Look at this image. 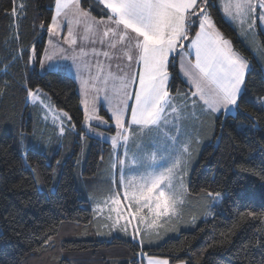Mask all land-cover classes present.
<instances>
[{
	"label": "trees",
	"instance_id": "obj_1",
	"mask_svg": "<svg viewBox=\"0 0 264 264\" xmlns=\"http://www.w3.org/2000/svg\"><path fill=\"white\" fill-rule=\"evenodd\" d=\"M54 4L0 0V264H142L143 255L162 256L170 263L264 264V70L225 20L217 0H207V12L233 50L250 61V68L236 113L210 120L207 134L213 133L212 139L202 145L190 173L188 209L197 221L185 215L173 227L174 235L156 246L114 235L104 214L80 195L84 185L96 189L97 181L104 180L100 173L108 144L87 136L85 162L78 166L80 142L74 139L84 133V114L76 83L61 73L40 74L30 65L32 49L35 61L41 58ZM80 6L96 17L106 14L98 0H80ZM198 24L197 19L189 39ZM257 34L264 50V34L259 29ZM172 56L169 92H184L188 87L179 76L177 54L174 60ZM29 88H40L56 108L68 113L70 128L64 136L53 135L30 112ZM101 113L109 118L102 108ZM36 142L44 155L25 151ZM208 193H221L222 199L219 211L203 218Z\"/></svg>",
	"mask_w": 264,
	"mask_h": 264
},
{
	"label": "snow or ice",
	"instance_id": "obj_2",
	"mask_svg": "<svg viewBox=\"0 0 264 264\" xmlns=\"http://www.w3.org/2000/svg\"><path fill=\"white\" fill-rule=\"evenodd\" d=\"M73 3L79 11L78 0H55V12L47 29L49 34L59 35L57 29L60 27V18L67 17L68 9ZM100 3L106 7L109 14L107 21L100 20L96 23L115 25V27H106L103 37H109L110 34L119 37L118 41H113L109 47L115 49L117 43L123 45L127 42V46L123 49V56L129 62V68L133 60L136 62L135 70L125 72L123 76L115 77L109 72V76L119 80L118 92L123 97L115 106L110 103L108 109L117 129V135L112 137V144L116 148L119 143L123 142L126 148L125 158L120 159L117 156L113 167H116V164L120 166L122 173L120 187L125 191L124 198L130 204L135 202L137 214L142 208H147L149 213L154 214L156 219L152 221V225H155L156 220L161 217L179 215L178 208L183 204L182 196L186 189L182 183L177 188L175 181L178 172L184 173L186 163L184 157L188 155L190 148V141H185L182 145L180 143L179 124L169 120V116H173L175 121L180 120L182 113L187 110L186 101L189 99L179 94L173 97L169 92L170 55L176 53L177 48L180 49L181 70L187 82L195 89L191 93L192 108L196 109L198 104L196 97H198L204 105L202 111L211 113H216L221 108L225 112H230L239 107L249 63L232 49L229 41L223 39L211 15L207 12V0H202V2L201 0H100ZM259 7L264 10V0H260ZM255 9L254 0H229L223 8L228 16L239 19L241 24L247 22L250 17L255 19ZM13 14H15V8H13ZM83 15L88 14L83 13ZM197 19L199 30L187 46L190 51L186 52L184 41L189 39L190 28L195 26ZM259 20L264 22V12L259 16ZM86 32H92L95 35L91 25L86 28ZM81 39H88V36ZM64 40L70 47L77 44L71 21H69V33ZM101 43H104L103 38ZM60 51L64 52V49ZM93 51L96 55H100L99 52ZM193 51L195 62L188 61L185 64V59L190 57ZM81 52L83 53V49ZM102 54L108 59L112 58L108 51ZM61 58L70 59L72 65L68 67L59 65L56 57L47 55L46 50V56L41 61L42 67L47 66V70L54 74L74 70L75 74L80 76L83 66L78 63L77 56H62ZM172 59H175L174 55ZM97 67L103 70L99 62ZM99 75L98 72L97 77ZM129 82L132 84L131 91H129ZM87 85L88 80H83L81 87L85 96H87ZM38 92L39 90L34 92L29 88L27 96L30 99H37ZM176 99H182L185 103L177 105L174 103ZM91 103L94 105V100ZM82 104L85 109L86 123L93 119L100 120L102 124L107 123L102 117L89 114L90 111L95 112V107L90 109L88 99L82 100ZM128 108L131 109L130 119H127L125 115ZM192 115H195V111ZM169 123H173L177 129L174 136H169L168 132L162 129V125L167 126ZM133 126L139 128L141 136L156 130L157 133L163 135L165 140H170L172 143L166 156H158L156 152L144 157L134 154L131 157L132 164L148 170L140 174L138 178L133 177L125 183L123 173L129 159L127 145L134 138ZM60 132H64L63 126ZM141 147L142 145L138 143L137 149ZM25 151H32L37 155L45 154L39 142L26 146ZM142 161H147V163H142ZM208 195L212 196L211 193ZM219 195L217 193L212 197L213 200L216 201ZM109 201L117 205L115 209L109 207V211H116L119 216V198L109 197L105 203ZM247 215L252 216L253 213L248 212ZM108 218L111 219V216ZM143 221L144 218L139 217L138 222ZM127 223L128 221H125V224ZM113 227H116V223ZM50 241L51 237L45 241V244ZM148 264H168V261L149 258Z\"/></svg>",
	"mask_w": 264,
	"mask_h": 264
},
{
	"label": "rangeland",
	"instance_id": "obj_3",
	"mask_svg": "<svg viewBox=\"0 0 264 264\" xmlns=\"http://www.w3.org/2000/svg\"><path fill=\"white\" fill-rule=\"evenodd\" d=\"M202 2V0H201ZM256 4L255 9V19L248 18L247 22L241 24L239 19H233V17L228 16L223 8L226 4L229 3V0H217V4L219 8H221V12L223 17L226 21H228L236 30L238 37L241 39L243 44L252 52L255 59L258 63L262 66L264 70V50L260 45L259 37H258V29L264 34V22L259 20V16L264 12L259 7L260 0H254ZM80 0H78V9L76 4H71L68 12L67 17L60 18V27L57 29L59 35H51L47 30L46 42L44 49L41 54L40 60L37 62L35 61V53L32 49L30 65L37 67V70L40 74L48 72L47 66L42 67L41 61L47 55H53L56 57V62L62 66H71L72 61L70 59L64 60L62 56H77L78 63H80L83 68L80 76L75 74L74 70L64 71L61 74L68 75L72 79H74L76 83V90L78 92L80 98V107L82 108L84 114L83 120V127L84 133L80 134V137L74 139L76 142H80V146L77 148V164L78 166L84 165L85 158L88 151V140L87 136L96 137L102 142H106L108 144L107 152L104 155L105 157V166L103 168V173H101L102 178L104 180H98V188H88L86 185L83 186V191L80 192V195L86 197L89 202V205L94 204V209H97L99 213H103L105 216L106 221L111 226V231L114 235H123L125 231H130L129 236L138 241L142 244L141 236L143 239L144 245L149 246H156L157 244L161 243L165 238L174 235L173 227L176 223L182 221V217L189 214L190 221L196 222L197 216L195 213L191 214V210L189 211L188 205L190 198L187 197L189 194L187 183L190 176V173L198 161V155L201 151L202 146L194 145L193 139L197 142H201L198 139L199 134V126L202 123L210 124L209 118L212 116L211 112H204L202 111L203 107L197 108V115H192L195 111L192 108L191 101L187 100V110L186 112L182 113L181 118L179 121H175L173 116H169V120L173 123H178L180 126V143L181 145L185 141H190V148L189 153L184 157L185 160V169L184 173H177L176 176V186L177 188L180 187L182 183L186 191L183 193L182 199L183 204L178 208L179 215L170 216V217H161L156 220V224L152 225V221L155 218L154 214L149 213L147 208H142L140 213H136L135 211V202L129 203L125 198V191L123 188L120 187V181L122 177V173L120 170L119 164H116V167H113V164L117 160V156L120 159L125 158V145L123 142L119 143L116 148L113 147L112 144V137L117 135V129L115 127L114 121L111 119V112L108 110L110 103L112 106H115L121 99H123L122 95L118 92L120 87L119 80L113 79L112 76H109V72L113 74L115 77L123 76L125 72H130L136 68L135 60L131 62V68H129V62L123 56V49L126 47V44L117 43V47L112 49L109 47V44L118 36H112L111 34L109 37L104 38L103 32L106 27H115L108 24H97L94 23L90 18V15H83V9L80 8ZM55 12V7H54ZM85 13H87L85 11ZM89 20V21H88ZM91 20V23H90ZM101 20L107 21V18H103ZM69 21H71V28L73 30V34L77 39V44L74 47H70L67 43H65L64 37L69 33ZM199 22V21H198ZM91 25L95 34V40H93L92 32H86V28ZM65 29V32H64ZM88 36V39H81L84 36ZM104 39V43H101V39ZM227 40L226 38H223ZM51 41V43H50ZM94 41V42H93ZM228 41V40H227ZM231 46V44H230ZM232 47V46H231ZM60 49H64V52H61ZM83 49V53L81 50ZM99 52L100 55H96L94 53ZM108 51L112 55L111 59L106 58L102 53ZM86 54V55H85ZM239 54V53H238ZM241 55V54H240ZM242 56V55H241ZM243 57V56H242ZM245 60L248 61L250 68V61L243 57ZM101 64L103 66V70L101 71L100 68L97 67V64ZM178 73L179 68L181 70V62L178 61L177 64ZM247 69V70H248ZM100 75L97 77V73ZM182 76L180 77L182 81L189 86L190 88L195 91L193 87L187 82V78L183 75L181 70ZM180 76V73H179ZM184 78V79H183ZM88 80V85L86 87L87 96H85L84 91H82V81ZM107 81V83L105 82ZM132 84L129 82V91ZM190 88L188 91H190ZM34 92L39 90L37 93V99H30L26 95V101L30 104V109L34 111L36 115H39L41 122L44 124L49 125L48 127L52 130L53 135L61 138L67 132L68 128H70V117L67 112L64 110L56 108L50 97L46 92L41 90L40 88L32 89ZM28 92V91H27ZM176 92V91H175ZM173 97H177L178 92L171 93ZM107 96V99L105 97ZM253 98V97H252ZM88 99L90 101V109L94 106L95 112L90 111V115L102 117L103 120L107 121L106 124H102L100 120L93 119L89 122H85V109L84 105L82 104V100ZM255 101L256 99L253 98ZM94 100V105L91 103ZM134 100V99H133ZM198 101V100H197ZM260 101L264 107V95L260 97ZM174 103L177 105H182L185 103L182 99L174 100ZM101 108L106 111V114L109 118L101 113ZM128 108L125 112L126 118L130 119L131 115L128 114ZM196 112V111H195ZM223 114H230L234 113L235 109L230 112H225L224 109L221 108L216 115L219 113ZM67 113V115H64ZM195 119V120H194ZM173 123H169L167 126L162 125L163 131L168 132L169 136H174L177 133L176 127L173 126ZM61 126L64 127V132H60ZM127 126V125H126ZM113 127V128H112ZM108 128V129H107ZM133 139L129 141L127 145V153H128V161L125 165V171L123 173V178L125 183L131 180L133 177L138 178L140 174L144 173L148 169L144 167H138L137 165L132 164L131 157L135 154L138 157L150 156L153 152H156L158 156H166L168 151L171 148V141L165 140L161 133H157L156 130H153L150 133H147L143 136L140 135V130L137 126H134L133 129ZM50 135L48 134V139ZM212 137L210 138L211 141ZM217 141V137L215 139ZM216 141H214L216 143ZM209 142V141H208ZM141 144L142 147L138 150L137 144ZM62 146V143H61ZM180 146V145H178ZM26 148V147H25ZM24 148V149H25ZM61 148V147H60ZM72 148L71 150H73ZM72 151H70L71 153ZM55 153L57 151L52 152L51 157L48 158L50 162L53 157H55ZM23 157L25 158V151L22 152ZM142 163H147V161H142ZM167 166V165H165ZM182 177V179H181ZM118 185V186H117ZM116 187V188H115ZM120 191V192H119ZM129 194H131V190H129ZM212 196L207 197V203L205 207V212L203 218H209L213 213L219 211L220 208L217 209L218 206L221 204L222 195L219 193V197L216 201L213 200L212 197L216 196L217 193H211ZM116 195V196H115ZM109 197L119 198L120 205H119V216L117 215L116 211H109V207L115 209L117 205L109 203H105ZM192 206V205H191ZM102 214V215H103ZM111 216V219L108 217ZM143 217V222H138L139 217ZM125 221H128L125 224ZM116 223V227H113V224ZM152 225L151 227H149ZM188 227L186 224L183 228ZM128 228V229H126ZM1 230V229H0ZM136 230V231H134Z\"/></svg>",
	"mask_w": 264,
	"mask_h": 264
},
{
	"label": "crops",
	"instance_id": "obj_4",
	"mask_svg": "<svg viewBox=\"0 0 264 264\" xmlns=\"http://www.w3.org/2000/svg\"><path fill=\"white\" fill-rule=\"evenodd\" d=\"M99 2H100V0H98ZM80 4V3H79ZM101 4V3H100ZM104 8H105V10H106V14H105V16H102V17H96V16H94V15H92L91 13H89L87 10H85V9H83L80 5V8L81 9H83L82 11H83V13H85V11L87 12V14L88 15H90V18L92 19V21H93V24L94 23H96L97 21H100L101 19H103V18H107L108 17V10L106 9V7L103 5V4H101ZM54 7H55V4H54ZM220 10H221V8H220ZM222 11V10H221ZM53 14H54V11H53ZM89 21V20H88ZM90 23H91V20H90ZM111 26H115V25H111ZM199 30V24H198V29H197V31ZM196 31V32H197ZM64 32H65V29H64ZM95 34H99V33H95ZM134 35V34H133ZM195 35H196V33L194 34V36L192 37V38H194L195 37ZM92 36H93V40H95V35H93L92 34ZM223 37V36H222ZM191 38V39H192ZM224 38V37H223ZM191 39H189L188 41H187V45L186 46H184V51H190V49L187 47L190 43H191ZM113 41H118V38H115ZM112 41V42H113ZM124 44H126V46H127V42H125ZM233 49V48H232ZM236 52V51H235ZM175 54H177V56H176V60H177V64H178V61L180 60V62H181V54H180V49L179 48H177V50H176V53H173L172 55H175ZM172 55H170V57L172 56ZM188 61H191L192 63H194L195 62V54H194V51H193V53H192V55L190 56V57H187L186 59H185V64H187V62ZM135 64H136V62H135ZM135 70V69H134ZM133 71V70H132ZM131 72V71H130ZM179 73H180V77L182 76V74H181V70H180V68H179ZM183 77V76H182ZM184 79V78H183ZM184 81V80H183ZM185 82V81H184ZM186 83V82H185ZM137 84H138V78H137ZM188 85V84H187ZM131 88L132 87H130V91H131ZM189 86H188V90H189ZM188 90H186V91H184V92H182V91H178V94L181 96V97H183V96H187V97H189V101H191V93L193 92V89L192 88H190V91H188ZM177 92V91H176ZM176 92H174V93H176ZM178 94H177V96H178ZM133 99H134V96H133ZM196 99L198 100V107L197 108H200V107H204V105H203V102L202 101H199V98L198 97H196ZM195 114L197 115V110L195 109ZM130 113V115H131V109L128 111V114ZM220 114V113H219ZM218 115V114H217ZM216 115V113H212V116L209 118V120H212L215 116H217ZM195 120V119H194ZM209 125L210 124H205V123H202V124H200V126H199V134H198V139H199V141H201V142H197L195 139H193V144L194 145H198V146H202V145H204L206 142H208V141H210V138L213 136V133L212 134H207V131H208V128H209ZM134 127V126H133ZM130 234V231L128 230V231H126V232H124V234L123 235H121V236H124V237H127V235H129ZM130 237V236H129ZM131 238V237H130ZM132 239V238H131ZM142 243H143V241H142ZM144 245V244H143ZM147 246H149V245H147ZM143 257V263L142 264H148V260H149V258H160V259H166L167 261H168V259L167 258H165V257H162V256H145V255H143L142 256ZM146 261V262H145ZM168 264H185L184 262H182V261H178V262H175V263H170L169 261H168Z\"/></svg>",
	"mask_w": 264,
	"mask_h": 264
},
{
	"label": "bare ground",
	"instance_id": "obj_5",
	"mask_svg": "<svg viewBox=\"0 0 264 264\" xmlns=\"http://www.w3.org/2000/svg\"><path fill=\"white\" fill-rule=\"evenodd\" d=\"M105 110V109H104ZM223 113V112H222ZM236 113V112H235ZM84 116V115H83ZM113 128V127H112ZM108 129V128H107ZM213 141V140H212ZM217 144V143H216ZM22 156V155H21ZM101 174V173H100ZM97 175V174H96ZM97 177V176H96ZM95 177V178H96ZM83 179H85V178H83ZM94 179V178H93ZM85 181V180H84ZM88 183V182H87ZM118 186V185H117ZM116 188V187H115ZM120 192V191H119ZM116 196V195H115ZM94 205V204H93ZM94 207V206H93ZM96 215V214H95ZM93 225V224H92ZM98 234V233H97ZM146 262V261H145Z\"/></svg>",
	"mask_w": 264,
	"mask_h": 264
}]
</instances>
